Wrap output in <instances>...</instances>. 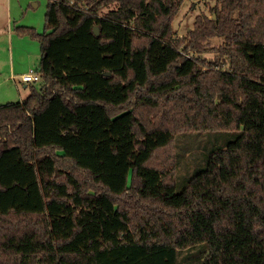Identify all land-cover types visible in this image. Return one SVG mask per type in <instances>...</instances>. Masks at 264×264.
I'll use <instances>...</instances> for the list:
<instances>
[{"label":"trees","instance_id":"obj_1","mask_svg":"<svg viewBox=\"0 0 264 264\" xmlns=\"http://www.w3.org/2000/svg\"><path fill=\"white\" fill-rule=\"evenodd\" d=\"M183 1L48 0L43 32L15 28L41 78L0 104V264H183L202 243L196 264H264V0H218L181 40ZM191 131L236 137L177 177Z\"/></svg>","mask_w":264,"mask_h":264},{"label":"rangeland","instance_id":"obj_2","mask_svg":"<svg viewBox=\"0 0 264 264\" xmlns=\"http://www.w3.org/2000/svg\"><path fill=\"white\" fill-rule=\"evenodd\" d=\"M47 4L48 0H0V104L22 100L30 93V87L22 81L21 73L39 67L40 42L29 36L15 35L13 31L17 26H28L43 32ZM217 4L218 0H184L174 18L173 37L182 40L196 26L199 19L216 17L214 8ZM110 7H116V2L110 3ZM106 10L107 7H104L103 11ZM222 41L223 38L220 36L209 37L204 41L207 50L202 55L218 60L227 67V62L212 51ZM235 134H238V131ZM235 137L234 132L228 131H191L176 134L173 152L177 155L176 159L178 158L175 165L177 177L185 175L195 164H205V156L216 145ZM70 212L66 210L63 213L64 220H68ZM206 250L205 243L184 249L182 256L186 258L183 264H196L194 260L200 263ZM179 262L182 264L181 256Z\"/></svg>","mask_w":264,"mask_h":264},{"label":"built area","instance_id":"obj_3","mask_svg":"<svg viewBox=\"0 0 264 264\" xmlns=\"http://www.w3.org/2000/svg\"><path fill=\"white\" fill-rule=\"evenodd\" d=\"M41 78L38 68H31L29 71L21 74V79L25 83L37 82Z\"/></svg>","mask_w":264,"mask_h":264},{"label":"crops","instance_id":"obj_4","mask_svg":"<svg viewBox=\"0 0 264 264\" xmlns=\"http://www.w3.org/2000/svg\"><path fill=\"white\" fill-rule=\"evenodd\" d=\"M13 33H14L15 35L17 34V32H16L15 30L13 31ZM17 35H18V34H17ZM14 37H15V36L13 35V39H14ZM11 63H12V64L14 63V58H13V61H12ZM14 68H15V66H14ZM24 72H27V71L24 70L22 73H24ZM22 73H21V74H22Z\"/></svg>","mask_w":264,"mask_h":264},{"label":"water","instance_id":"obj_5","mask_svg":"<svg viewBox=\"0 0 264 264\" xmlns=\"http://www.w3.org/2000/svg\"><path fill=\"white\" fill-rule=\"evenodd\" d=\"M94 29H95L96 34H98V33H99V29H98V27L96 26ZM106 74H110V72H106ZM26 86H27V85H26Z\"/></svg>","mask_w":264,"mask_h":264}]
</instances>
